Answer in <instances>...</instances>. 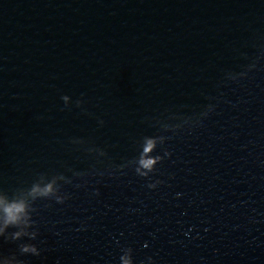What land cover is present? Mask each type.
<instances>
[{"label":"water","instance_id":"obj_1","mask_svg":"<svg viewBox=\"0 0 264 264\" xmlns=\"http://www.w3.org/2000/svg\"><path fill=\"white\" fill-rule=\"evenodd\" d=\"M0 194V264H264V0H0Z\"/></svg>","mask_w":264,"mask_h":264},{"label":"clouds","instance_id":"obj_2","mask_svg":"<svg viewBox=\"0 0 264 264\" xmlns=\"http://www.w3.org/2000/svg\"><path fill=\"white\" fill-rule=\"evenodd\" d=\"M255 67V62L245 66V69L236 73L237 75L233 77L232 81L237 80L238 78H243L247 75V72ZM61 100L65 107H68L71 101V97L68 95H62ZM75 104L77 107H80L82 104L81 100H76ZM214 105H208L203 111V115L206 118L209 112L213 111ZM102 124L103 121H100ZM143 143L146 146L144 151L138 154L136 158L135 165L133 166L134 172L142 177L147 178L150 174L155 172L157 163H159L163 158L168 157L170 152L166 150L163 153V156L150 157L146 155L147 150L151 149L156 144V137L154 136H145L143 138ZM55 180H49L47 182H35L29 188V195L33 198H47L50 196L56 197L57 203H63L67 198V193L57 194L55 188ZM160 181H155L148 183V188H155L156 184ZM179 195V194H178ZM30 219V208L26 199L22 197L10 198L5 194H0V234H3L5 229L8 227H21L28 228ZM29 236L30 240H35L37 237L36 232H23L18 230L13 233L14 237H19L21 235ZM21 251L25 254H30L33 256H40L41 250L35 243H24L21 245ZM147 264H154V261L151 256L146 257ZM119 264H134L132 259V249L129 247H124L121 249L119 255ZM145 264V262H141Z\"/></svg>","mask_w":264,"mask_h":264}]
</instances>
